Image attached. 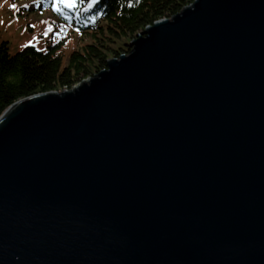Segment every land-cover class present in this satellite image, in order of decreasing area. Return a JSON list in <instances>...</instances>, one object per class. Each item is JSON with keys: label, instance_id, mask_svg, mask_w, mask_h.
<instances>
[{"label": "water", "instance_id": "water-1", "mask_svg": "<svg viewBox=\"0 0 264 264\" xmlns=\"http://www.w3.org/2000/svg\"><path fill=\"white\" fill-rule=\"evenodd\" d=\"M130 46L0 116V264H264V0Z\"/></svg>", "mask_w": 264, "mask_h": 264}, {"label": "trees", "instance_id": "trees-1", "mask_svg": "<svg viewBox=\"0 0 264 264\" xmlns=\"http://www.w3.org/2000/svg\"><path fill=\"white\" fill-rule=\"evenodd\" d=\"M56 1L63 26L47 48L27 45L13 53L0 39V116L19 100L71 89L106 69L109 59L129 54L131 40L195 0Z\"/></svg>", "mask_w": 264, "mask_h": 264}, {"label": "rangeland", "instance_id": "rangeland-1", "mask_svg": "<svg viewBox=\"0 0 264 264\" xmlns=\"http://www.w3.org/2000/svg\"><path fill=\"white\" fill-rule=\"evenodd\" d=\"M22 4L24 3H19V1H0V39L9 41L10 50L13 53L31 44L46 48L50 43L49 40L53 39V37L56 38V35L53 36L52 32L59 24L49 22L48 14L45 12L26 13L21 8ZM134 40H131L130 44ZM85 80H88V78L82 81ZM68 90L64 89L63 91Z\"/></svg>", "mask_w": 264, "mask_h": 264}]
</instances>
